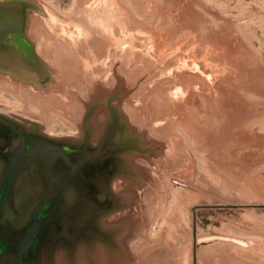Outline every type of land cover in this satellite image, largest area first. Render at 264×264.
Returning <instances> with one entry per match:
<instances>
[{"label": "rangeland", "instance_id": "1", "mask_svg": "<svg viewBox=\"0 0 264 264\" xmlns=\"http://www.w3.org/2000/svg\"><path fill=\"white\" fill-rule=\"evenodd\" d=\"M34 1L47 14L30 17L35 44L55 48V33V41L84 44L95 66L98 58L117 62V71H85L76 62L51 75L58 85L31 96L0 76V112L39 119L62 135L82 113L74 81L88 87L117 76V96L151 143L150 181L124 188L136 195L124 202L112 250L126 259L111 261L102 249L99 260L264 264V0ZM52 10L69 21L64 30H49Z\"/></svg>", "mask_w": 264, "mask_h": 264}, {"label": "flooded vegetation", "instance_id": "2", "mask_svg": "<svg viewBox=\"0 0 264 264\" xmlns=\"http://www.w3.org/2000/svg\"><path fill=\"white\" fill-rule=\"evenodd\" d=\"M37 11L43 12L47 16L42 8ZM49 19L51 20V26L48 28L51 31L55 27L64 30L65 25L69 24L63 14L53 10ZM56 35L58 36L54 33L50 37V44L53 46L54 43L53 47H55L50 50L45 49V43L35 44L28 36V41L40 60L51 71V74L56 73L55 71L59 67H68L67 63H63V65L56 63L61 58V54L58 52L60 51L59 47H63V50L77 57L75 58V60L78 59L76 62L80 63V68L85 71L96 70V73L117 71V62L113 63L112 67L109 59L102 60V58H98L99 61H97V66L102 68L99 70L94 65L97 58L93 53L90 51V53H87L89 56H86L81 51L80 46L84 44H77L71 39L55 41L53 38ZM115 78L117 79L103 76L94 83H87L90 88L94 89V92L92 91L93 94L89 97L76 96L77 101L75 102L80 104L82 113L77 119H74V123L66 122L72 125V128L68 126L62 135L49 134L55 132H50L47 124L39 119L18 114L13 115L18 116L20 119L11 117L12 120L30 129L28 131L31 133H48L47 135L52 137L66 138L68 144L65 149L68 151L79 150L80 159H82L80 171L78 178L72 180V186H75L76 189L72 188L70 190L73 193L78 192L77 196L81 199H78L79 201L92 200L91 202H94L95 207H98V209L92 211H87L85 208L71 210L65 209L63 206V209L47 212L9 210L5 213V216L0 214V233L12 235L9 238L16 240L11 244V249H5L1 253L0 262L3 260L6 264H61L64 259L66 264H82L80 263L82 259L84 264H99L98 253L103 247L105 252L109 251L111 261L122 262L126 259L122 254L121 257L116 255L119 254L118 250H112L120 230L118 224L121 223L120 221L124 219L127 213H124V202L131 196L134 197L133 194H128V191L124 188L130 182H136L137 185H146L150 181L149 175L152 173L150 169L152 165L150 162L151 143L148 142L147 133L138 130L132 124L123 107V98H119L115 91L120 85L118 77ZM49 85L58 84L51 81ZM68 106L67 110L71 109V106ZM23 119L29 120L31 123L24 122ZM88 137L89 144L86 143ZM87 148H89V152L104 149L107 152L104 161H102L101 156V162L94 164L86 162L84 153H86ZM111 148H115V151H108ZM109 152L111 155H109ZM5 153H7L6 149L0 151V159L7 157ZM58 171L60 175L64 176L62 180L59 179L60 184L66 179L67 169L63 168ZM40 173L41 167L33 166L30 175L35 176V178H31L30 182L32 184L40 182L37 178ZM24 181H28V179H18L17 182L22 184ZM42 181L41 183H43ZM60 195L63 194L60 193ZM129 195L131 196L129 197ZM115 198L119 200V205L122 207L120 211L113 210L116 206ZM102 207L105 209H101ZM118 216L123 217L118 218ZM29 233L32 234L31 238L38 239L39 245H35V242L32 245L23 242L26 234ZM72 239L77 240L72 241Z\"/></svg>", "mask_w": 264, "mask_h": 264}, {"label": "water", "instance_id": "3", "mask_svg": "<svg viewBox=\"0 0 264 264\" xmlns=\"http://www.w3.org/2000/svg\"><path fill=\"white\" fill-rule=\"evenodd\" d=\"M39 8V3L34 0H0V76L34 91L46 90L52 81L51 71L28 41L29 20L32 13ZM11 117L19 118L0 112V151L6 149L7 152V157L0 159V214L5 216L9 210L47 212L63 209V206L71 210L98 209L92 200L79 201L78 192L73 193L70 190L75 188L72 186V180L78 178L80 171L82 159L79 150L68 151L65 149L68 144L66 138L31 133L28 131L30 129ZM23 121L31 123L29 120ZM86 143L89 144V137ZM88 149L84 153L86 162H101V156L104 161L107 154L104 149L95 152H89ZM108 151L114 152L115 148ZM33 166L41 167V173L37 177L40 181L38 184L30 182L31 178H35L30 175ZM63 168L67 169V174L60 185L59 179L62 180L64 176L60 175L58 170ZM18 179L28 181L20 184ZM115 204L113 210L120 211L122 207L116 198ZM31 235L26 234L23 242L31 245L35 242V245H39L38 239L31 238ZM9 237L12 235L0 233V257L1 253L5 249H11V244L16 241ZM0 264L6 263L2 260Z\"/></svg>", "mask_w": 264, "mask_h": 264}, {"label": "bare ground", "instance_id": "4", "mask_svg": "<svg viewBox=\"0 0 264 264\" xmlns=\"http://www.w3.org/2000/svg\"><path fill=\"white\" fill-rule=\"evenodd\" d=\"M76 6H77V2H76ZM77 9H78V7H77ZM78 11V10H77ZM73 13V12H72ZM71 13V14H72ZM71 14H67V15H71ZM74 14H76V13H74ZM44 54V53H43ZM45 56V55H44ZM75 58H77V57H74V56H72L71 54H69V52L68 51H65L64 52V54H63V56H62V58L60 59L61 61H59V64L60 65H62L63 63H67L68 65H75V66H78V62L76 63V60H78V59H76L75 60ZM61 62V63H60ZM79 67V66H78ZM61 68V67H60ZM87 77V76H86ZM77 78V75H74V74H72L71 75V80H73V79H76ZM6 79V78H5ZM3 80H4V78H3ZM5 81V80H4ZM8 81V80H7ZM74 81V80H73ZM8 82H10V81H8ZM75 83H76V89L77 90H79L80 92H82V95H83V97H87V95H88V93H87V88L89 87H87L86 85H85V82H82V80L80 79V78H77L75 81H74ZM74 83V84H75ZM87 83V82H86ZM5 85V84H4ZM72 85V84H71ZM74 86V85H73ZM59 88V87H58ZM56 90H57V88H55ZM30 90V89H29ZM52 90L54 91V88H52ZM25 93H27V95H29V96H31V90L30 91H27V92H25ZM52 93V92H51ZM55 93V92H54ZM93 93V92H92ZM46 94H48V93H46ZM20 100H21V102L23 103V105H21V107L22 108H24V106H25V100H24V98H22V97H20ZM126 107V106H125ZM20 108V107H19ZM131 108V107H130ZM129 108V106H127L126 107V110H127V112L129 113V117L132 119V122H133V124L134 123H136V124H139L140 122H139V120H138V118H137V116L133 113L134 111L133 110H131ZM57 110H55V112H56ZM133 111V112H132ZM59 112V111H58ZM42 115V114H41ZM50 115V114H49ZM53 114H51L50 116H52ZM56 115V114H55ZM77 116H80V112H78V115ZM45 119L46 118H48V111H46V113L44 114V116H43ZM56 118V117H55ZM48 119H51L50 117L48 118ZM54 119V118H53ZM52 120V119H51ZM55 122V121H54ZM53 122V123H54ZM48 124V123H47ZM48 126V125H47ZM138 126H142V125H138ZM70 128V127H69ZM71 130V129H70ZM49 131L50 132H54L53 131V129H51V128H49ZM48 131V132H49ZM73 132V131H72ZM48 134V133H47ZM49 134H53L54 135V133H49ZM147 175V174H146ZM122 176V175H121ZM131 184V183H130ZM130 192V191H129ZM131 193V192H130ZM136 195V194H135ZM134 195V196H135ZM138 196V195H137ZM127 214V213H126ZM121 217H123V216H121ZM118 218H119V216H118ZM107 224V223H106ZM104 225V224H103ZM138 225V224H137ZM135 229V228H134ZM133 230V229H132ZM122 241V240H121ZM124 244V243H123ZM136 245V244H135ZM103 246V245H102ZM134 246V245H133ZM123 247V246H122ZM137 247V245L135 246V248ZM104 248V247H103ZM102 248V249H103ZM81 249V248H80ZM98 249V248H97ZM101 249V251H103ZM136 250H138V249H136ZM96 252V251H95ZM102 253V252H101ZM99 254V253H98ZM102 256H105V255H102ZM84 257V256H83ZM99 257V256H98ZM104 257H102V260H104L103 259ZM80 259V258H79ZM99 259V258H98ZM108 259V258H107ZM101 260V257H100V262L102 263V264H106L107 262V260H106V258H105V260L106 261H102ZM75 261V260H74ZM83 260L81 259V262L80 263H82V264H84L83 262H82ZM98 261V260H97ZM106 262V263H105ZM116 262V261H115ZM73 263V262H72ZM96 263V262H95ZM61 264H66V260H62V262H61ZM88 264V263H87ZM100 264V263H99Z\"/></svg>", "mask_w": 264, "mask_h": 264}]
</instances>
